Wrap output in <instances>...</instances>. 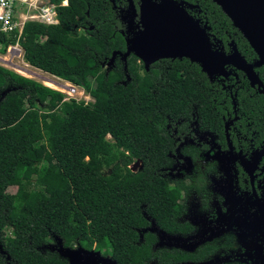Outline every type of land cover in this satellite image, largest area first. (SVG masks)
Wrapping results in <instances>:
<instances>
[{
	"label": "trees",
	"instance_id": "1",
	"mask_svg": "<svg viewBox=\"0 0 264 264\" xmlns=\"http://www.w3.org/2000/svg\"><path fill=\"white\" fill-rule=\"evenodd\" d=\"M50 1L58 23L24 24V61L84 87L94 100H64L62 92L0 65V264H68L62 254L43 250L53 236L65 246L96 244L120 264H147L150 246L136 243L134 226L144 218L135 204L160 190L142 179L164 164L166 151L155 140L166 115L182 111L197 87L178 75L181 60L168 73L156 69V77L153 68L140 71L132 52L123 57L128 75L122 70L127 40L119 9H131L128 0ZM186 1L201 5L212 33L226 31L241 50H253L215 1ZM130 21L132 32L141 29L132 10ZM1 40L5 53L16 34ZM254 106L261 109L262 102L255 99ZM255 121L264 127V115ZM139 157L145 169L135 173L129 165Z\"/></svg>",
	"mask_w": 264,
	"mask_h": 264
},
{
	"label": "flooded vegetation",
	"instance_id": "2",
	"mask_svg": "<svg viewBox=\"0 0 264 264\" xmlns=\"http://www.w3.org/2000/svg\"><path fill=\"white\" fill-rule=\"evenodd\" d=\"M178 1L207 29L213 49L227 54L238 50L255 75L232 64H226V74H209L188 57L161 58L147 65L135 54L140 71L165 68L168 73L171 62L184 61L174 68L199 93L187 96L182 111L166 115L163 136L155 140L166 151L164 164L142 181L151 180L160 191L144 194L135 204L144 218L143 224L134 226L139 234L136 243L150 246L147 264H264V127L255 121L264 115V65L249 42L253 50L243 51L232 34L212 33L199 3ZM136 9L132 15L141 23L140 0ZM119 11L128 42L136 33L130 30L131 9L121 6ZM121 60L128 75L122 53ZM157 72L156 77L161 75ZM206 78L208 111L202 96ZM255 99L262 102L261 109L254 106ZM129 167L141 172L145 161L136 158ZM84 249L91 253L78 254L80 264H120L96 244Z\"/></svg>",
	"mask_w": 264,
	"mask_h": 264
},
{
	"label": "water",
	"instance_id": "3",
	"mask_svg": "<svg viewBox=\"0 0 264 264\" xmlns=\"http://www.w3.org/2000/svg\"><path fill=\"white\" fill-rule=\"evenodd\" d=\"M213 1L243 33L258 54L259 62L264 65V0ZM130 6L133 14H137L132 0ZM139 14L142 28L128 39L123 57L134 52L147 65L161 58L188 57L209 74H226V64H232L246 71L250 77L255 75L252 66L238 50L227 54L213 49L207 29L176 0H140ZM115 57L113 54L109 65L114 63ZM83 253L91 252L80 247L77 255ZM78 261L80 263L79 258Z\"/></svg>",
	"mask_w": 264,
	"mask_h": 264
},
{
	"label": "built area",
	"instance_id": "4",
	"mask_svg": "<svg viewBox=\"0 0 264 264\" xmlns=\"http://www.w3.org/2000/svg\"><path fill=\"white\" fill-rule=\"evenodd\" d=\"M63 1L66 2L63 4L68 3V0ZM18 5H21L25 8V12L20 13L19 17L17 16ZM28 20H35L46 24L58 23L56 4L52 3L50 0H0V48L3 46V42L1 40L3 35H5L7 38H10L13 34H16V42L9 44L7 48L9 53H11V59L9 60V58H7L5 60L1 59L0 57V59L5 63L16 66L13 58L20 56L23 57L24 49L20 45L19 39L23 32L24 24ZM66 82L68 85L66 83L54 81V83H56L58 86L69 89L68 93L70 95H65L64 100H69L72 98L76 100H82V96L75 97L73 93H77L79 87L86 92L85 88L72 84L68 81Z\"/></svg>",
	"mask_w": 264,
	"mask_h": 264
},
{
	"label": "rangeland",
	"instance_id": "5",
	"mask_svg": "<svg viewBox=\"0 0 264 264\" xmlns=\"http://www.w3.org/2000/svg\"><path fill=\"white\" fill-rule=\"evenodd\" d=\"M63 3H66L63 1ZM18 10H17V16L19 17L20 16V13H24L25 12V8L21 5H18L17 6ZM10 54L9 51L7 50L5 53H2L1 50H0V57L1 59H7L9 58V60L11 59L10 57ZM0 59V65L1 66H4L6 67L7 69L9 70H12L16 73H19L25 77H28L30 79H33L35 81H38L46 86H49L53 89H56L57 91H60L62 92L64 95H70L68 93L69 89L66 88V87H61V86H58L55 82H60V83H66L67 82L61 78H58L56 76H53L51 75L50 73L48 72H45L43 70H40L34 66H31L30 64L26 63L23 59L22 56L20 57H14L13 58V61L15 64H17L19 67H21L19 69V67H16V66H12L10 65L9 63H5L4 61H2ZM23 68V69H22ZM104 68L107 69L108 68V64H104ZM43 77V78H42ZM50 83L54 84L51 85ZM58 87H57V86ZM73 95L75 97H79V96H82V98L86 101H93V98L87 94V92H85L82 88L79 87L78 89V92L77 93H73ZM47 104L46 103H40V107L42 109H46V106ZM17 190V187L16 186H11L9 188V191L14 193L16 192ZM43 250H48V251H56L58 252L59 254H62L65 258H67L69 260V263L70 264H80L79 261H78V258H77V253L78 251L80 250V246L78 245H73V246H65L64 245V242H63V239L60 237V236H53L49 243L44 246Z\"/></svg>",
	"mask_w": 264,
	"mask_h": 264
},
{
	"label": "bare ground",
	"instance_id": "6",
	"mask_svg": "<svg viewBox=\"0 0 264 264\" xmlns=\"http://www.w3.org/2000/svg\"><path fill=\"white\" fill-rule=\"evenodd\" d=\"M17 65V64H16ZM16 67H19L18 65L16 66ZM21 67H19V69H20ZM23 69V68H22ZM54 76V75H53ZM43 78V77H42ZM51 85H53L54 86V84H52V83H50ZM68 85V84H67ZM57 86V85H56ZM58 87V86H57Z\"/></svg>",
	"mask_w": 264,
	"mask_h": 264
},
{
	"label": "crops",
	"instance_id": "7",
	"mask_svg": "<svg viewBox=\"0 0 264 264\" xmlns=\"http://www.w3.org/2000/svg\"><path fill=\"white\" fill-rule=\"evenodd\" d=\"M52 75V74H51Z\"/></svg>",
	"mask_w": 264,
	"mask_h": 264
}]
</instances>
